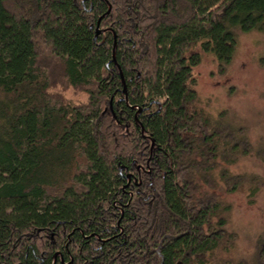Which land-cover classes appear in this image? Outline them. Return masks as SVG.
<instances>
[{
    "label": "trees",
    "instance_id": "obj_1",
    "mask_svg": "<svg viewBox=\"0 0 264 264\" xmlns=\"http://www.w3.org/2000/svg\"><path fill=\"white\" fill-rule=\"evenodd\" d=\"M250 31L264 0H0V264H206L251 145L198 106L195 48L223 70Z\"/></svg>",
    "mask_w": 264,
    "mask_h": 264
},
{
    "label": "rangeland",
    "instance_id": "obj_2",
    "mask_svg": "<svg viewBox=\"0 0 264 264\" xmlns=\"http://www.w3.org/2000/svg\"><path fill=\"white\" fill-rule=\"evenodd\" d=\"M195 50L201 54L192 72L198 106L213 118L223 116L234 128H242L251 145L234 163L221 162L213 172L219 183L210 192L229 207L226 229L232 239L208 256L206 264H255L257 245L264 241V65L260 62L264 58V32H239L234 57L223 70L212 54L198 47ZM61 94L75 104L88 99L85 91L68 86ZM223 169L245 176L247 182L227 192L219 181ZM253 183L257 192L252 199Z\"/></svg>",
    "mask_w": 264,
    "mask_h": 264
},
{
    "label": "water",
    "instance_id": "obj_3",
    "mask_svg": "<svg viewBox=\"0 0 264 264\" xmlns=\"http://www.w3.org/2000/svg\"><path fill=\"white\" fill-rule=\"evenodd\" d=\"M97 32H98V30H97Z\"/></svg>",
    "mask_w": 264,
    "mask_h": 264
}]
</instances>
